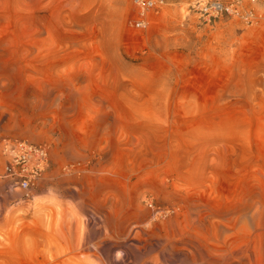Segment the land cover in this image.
Here are the masks:
<instances>
[{
    "label": "rangeland",
    "instance_id": "1",
    "mask_svg": "<svg viewBox=\"0 0 264 264\" xmlns=\"http://www.w3.org/2000/svg\"><path fill=\"white\" fill-rule=\"evenodd\" d=\"M0 0V264H264V0ZM48 148L28 190L3 145Z\"/></svg>",
    "mask_w": 264,
    "mask_h": 264
},
{
    "label": "built area",
    "instance_id": "2",
    "mask_svg": "<svg viewBox=\"0 0 264 264\" xmlns=\"http://www.w3.org/2000/svg\"><path fill=\"white\" fill-rule=\"evenodd\" d=\"M165 3L166 0H132L137 11L133 27L146 29ZM191 9L205 22L221 16L241 17L247 22L255 18L253 9L243 10V0H195ZM2 153L6 162L1 177L13 190H28L34 186L48 164V148L44 144H33L26 140L8 141L3 145Z\"/></svg>",
    "mask_w": 264,
    "mask_h": 264
}]
</instances>
